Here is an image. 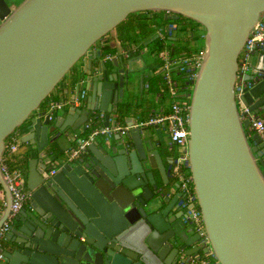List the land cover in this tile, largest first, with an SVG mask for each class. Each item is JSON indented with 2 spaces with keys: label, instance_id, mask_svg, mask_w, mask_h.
Instances as JSON below:
<instances>
[{
  "label": "water",
  "instance_id": "1",
  "mask_svg": "<svg viewBox=\"0 0 264 264\" xmlns=\"http://www.w3.org/2000/svg\"><path fill=\"white\" fill-rule=\"evenodd\" d=\"M146 12L205 31L187 153L208 245L180 205L174 158L166 167L162 157L163 127L126 117L133 59L109 68L93 50L129 15ZM263 13L264 0H23L14 9L0 0V227L11 205L1 159L21 127L30 193L3 238L0 264H264V142L254 134L249 144L234 92L239 53ZM80 61L86 109L49 120L41 103ZM250 65L253 84L240 100L264 124V53ZM91 112L103 114V128L124 118L128 131L68 160L61 143Z\"/></svg>",
  "mask_w": 264,
  "mask_h": 264
},
{
  "label": "built area",
  "instance_id": "2",
  "mask_svg": "<svg viewBox=\"0 0 264 264\" xmlns=\"http://www.w3.org/2000/svg\"><path fill=\"white\" fill-rule=\"evenodd\" d=\"M154 38L163 42L170 41L171 44L166 46L163 51L156 55L162 65L160 66L159 75L162 79L160 85L159 96H167L170 99L168 110L161 114L149 117L141 125L154 126L158 125L166 128L170 145L177 149L179 157L174 159L171 169L172 179L178 185V191L181 193L180 205L185 210L193 225L194 232L199 234L203 243L208 245L204 226L201 220V214L197 206L196 196L190 174H186L185 170L189 171L187 143H188V114L191 100L190 89L193 91L194 83L201 67L204 55V48H196L193 50H182L177 48L171 39L177 40L178 35L183 39V45L186 48V41H193L197 36V31L188 25H176L175 23H164L161 26L154 25ZM204 39V35L199 37ZM198 41V40H197ZM110 39H106L104 43L95 45L93 50L104 51L106 45H110ZM112 52L101 55V59L106 64H112L113 59L121 58L127 62L131 58L138 55L142 50L139 45L130 44L125 47V44L118 40H112L110 45ZM176 49V50H175ZM177 50L179 52H177ZM256 53H264V13L255 24L251 31L243 49L238 56V70L235 83V96L239 100L237 109L240 121H248V130L251 134H257L264 142V124L259 118L251 113L248 107L240 100L243 95V90L252 86V81L249 80L248 74L251 71L250 59ZM178 76L183 77V80H178ZM83 81L81 80L75 86L73 97L64 103L50 102L47 106V113L50 115L49 120L55 118L54 113L62 110L64 107L68 109L85 110L83 108L87 93L80 89ZM148 89V84L145 86ZM103 114L91 112L87 120L82 124L81 129L70 135L72 139V147L65 152V157L68 160L78 159L87 149V147L98 138L111 137L112 135H125L128 127L122 128L118 125L114 127L103 128L101 126ZM100 122V123H99ZM94 123H99L94 127ZM20 135H11L6 139V147L4 154L15 153L20 146ZM1 172L8 186L11 195L10 212L7 219L0 227V243L3 241L5 234L9 230L14 217L23 209L30 199V193L27 191L24 183V175L20 169H9L2 164ZM51 174H54L52 171ZM4 205V197L2 196ZM1 246V245H0ZM208 256H212L211 251ZM3 255L0 253V260ZM199 264H208L206 260Z\"/></svg>",
  "mask_w": 264,
  "mask_h": 264
},
{
  "label": "crops",
  "instance_id": "3",
  "mask_svg": "<svg viewBox=\"0 0 264 264\" xmlns=\"http://www.w3.org/2000/svg\"><path fill=\"white\" fill-rule=\"evenodd\" d=\"M200 33L202 32L198 29L197 34ZM177 40L176 41L179 44L176 45L174 44V45L177 48H179L181 45L183 46V39L179 35L177 37ZM203 40L204 39L201 38V36L198 38L199 43L202 42ZM148 54H149L148 49L147 47H145L138 53L137 56L133 57L132 59L140 60V58L143 55H148ZM151 57H154V59H156L155 53L151 54ZM154 59L152 63L149 62L147 64H142L139 67L137 66V70L139 72L138 74H135L136 77L135 90L133 94H131V98H130L131 112L128 116H126V117H130L132 120H136L137 123L145 122L149 117L167 111L171 102L167 96H159L158 94L153 95L150 93L149 89L145 88L146 84H148L149 79L156 74L159 75L160 72L159 68L157 70H154L153 67ZM83 78H85V76H83V62L80 61L73 68V70L67 75V77L61 82L59 87L53 92V96H52V98L54 99L53 102L64 103L66 101H69L74 95L75 86L78 85ZM89 95L90 94L87 93L86 100L84 101V106H83L84 109H86L88 105L87 98L89 97ZM44 110L47 112V106L44 108ZM69 110L70 109H68L67 107H64L62 110L56 111L54 113V116L55 118L58 116H65ZM142 119H146V120L142 121ZM116 125L122 128L127 127L124 118L116 120ZM249 135L252 137V135L254 134L250 133ZM113 137H115V135L111 136V138ZM20 139H21V135H20ZM166 145L167 148H164L162 150V157L164 159V163L166 167H169V163L167 162L170 157H173V149L169 153L167 149L168 147H170V143H167ZM71 147H72V139L69 136L68 138L62 141L59 151L65 156V152L68 151ZM28 151H29V145L20 143L18 150L12 154L11 160L14 162L15 165H21L24 161H26V154ZM157 180L160 181V176L158 174H157ZM2 196L4 197V194L3 191L0 190V203L2 202ZM2 244L3 241L0 243V245Z\"/></svg>",
  "mask_w": 264,
  "mask_h": 264
},
{
  "label": "trees",
  "instance_id": "4",
  "mask_svg": "<svg viewBox=\"0 0 264 264\" xmlns=\"http://www.w3.org/2000/svg\"><path fill=\"white\" fill-rule=\"evenodd\" d=\"M164 16H165V14H163L161 12H157V13L146 12V13L131 14L125 19L124 22H122L119 26H117L114 31H112L111 33H109L107 35V39H110V41L118 40L121 43H123V44L127 43L128 45L136 44V45H139V47L142 49L147 47L150 55L154 54V53H155V55H157L158 53L163 51V49L166 46H169L171 44V42L170 41L163 42L159 39H155L154 38L155 29L153 26L154 25L161 26L164 23H175L176 24V22H177V21H168L164 18ZM181 20H182V22H185L184 20H186V19L181 18L180 21ZM190 23L192 25H194L193 27L195 28L196 31H198V29L202 30V33L197 34V36L195 37V41H197L199 38V35H205V31L200 25H198L192 21H190ZM176 25H178V24H176ZM183 25H186V24H183ZM181 46L179 48H181L182 50H187V48H185L184 45L182 47ZM112 50L113 49L111 48L110 45H106V47L104 48V51L106 53L112 52ZM177 52H179V51L177 50ZM161 65H162V63L156 57L155 62L153 64L154 70H157L158 68H160ZM108 66L110 67L111 65H108ZM67 75L64 77V79L67 77ZM177 79L181 81V80H183V77L178 76ZM61 82L57 85L55 90L59 87ZM161 84H162V79H161L160 75L156 74V75L152 76L148 81V89H149L150 93L153 95L159 94ZM53 92L49 95V97L46 98V100L44 102L41 103V105H40L41 110H44V108L46 106H48V104L50 102L54 101V99L52 98ZM144 120H146V119H142V121H144ZM99 123L98 124L94 123V127L99 125ZM23 130H24L23 127L18 128L15 130L13 135H21ZM11 157H12V154H4L2 157V164L6 165L9 169H20L24 175V183L26 186L27 159L21 165H15L14 162L11 160ZM0 190H2L1 186H0ZM3 209H4V205H3V202H1L0 203V214L2 213Z\"/></svg>",
  "mask_w": 264,
  "mask_h": 264
},
{
  "label": "rangeland",
  "instance_id": "5",
  "mask_svg": "<svg viewBox=\"0 0 264 264\" xmlns=\"http://www.w3.org/2000/svg\"><path fill=\"white\" fill-rule=\"evenodd\" d=\"M23 0H7V2H8V4L12 7V9H14V8H16L21 2H22ZM162 13V12H161ZM164 14V13H163ZM185 22H182V20L180 21H177L176 22V24H178L179 26H182L183 24H186V25H189L190 27H192L193 29H194V31H195V28L193 27L194 25H192L191 23H190V20L188 21V19H186V20H184ZM201 32H202V30L201 29H199ZM110 37V36H109ZM178 41V40H177ZM177 41H174L173 42V44H179ZM186 43V48H188V50H193V49H196V48H199V47H201V48H204V41H202V42H198V41H195V39L193 40V41H190V40H188V41H186L185 42ZM110 45L112 44V41H111V43H109ZM103 52V55L106 53L105 51H102ZM153 59H154V57H151V55H143L141 58H140V60H133L132 61V69L134 70L131 74H130V76H131V78H133V80H134V82H135V79H136V77H135V74H138V70H137V66L139 67L140 65H142V64H147V63H152L153 62ZM154 62H155V59H154ZM107 65H110L109 63H107ZM109 67V66H108ZM109 68H111V66L109 67ZM192 92V90L190 89V93ZM166 128L164 129V133H166ZM245 133H246V136H247V138H248V142H249V144H251L252 143V139H251V136L249 135L250 133H249V130L248 129H245ZM166 143H170V140H169V138H167V141H166ZM179 157V153L177 152V149L176 148H173V158L174 159H176V158H178ZM185 173L186 174H188L189 173V171L188 170H185Z\"/></svg>",
  "mask_w": 264,
  "mask_h": 264
},
{
  "label": "flooded vegetation",
  "instance_id": "6",
  "mask_svg": "<svg viewBox=\"0 0 264 264\" xmlns=\"http://www.w3.org/2000/svg\"><path fill=\"white\" fill-rule=\"evenodd\" d=\"M172 18H175L174 16H172ZM181 18H178V19H175V20H172V21H179ZM106 39H107V36L106 37H104L103 39H101L100 41H98L97 43H96V45H100V44H102V43H104V41H106ZM128 46V44L127 43H125V47H127ZM101 54L103 55V52H101ZM132 59V58H131ZM164 136H165V139H167V137H168V134H167V132L164 134ZM171 146V145H170ZM172 147V149L173 148H175V147H173V146H171Z\"/></svg>",
  "mask_w": 264,
  "mask_h": 264
}]
</instances>
